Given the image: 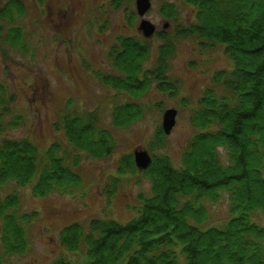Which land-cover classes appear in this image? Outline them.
<instances>
[{
	"label": "trees",
	"instance_id": "obj_1",
	"mask_svg": "<svg viewBox=\"0 0 264 264\" xmlns=\"http://www.w3.org/2000/svg\"><path fill=\"white\" fill-rule=\"evenodd\" d=\"M45 0H37L43 6ZM134 0H111L110 8L132 5ZM175 3L194 10V22L156 32L159 40L152 69L148 41L117 37L109 48L108 74L100 83L130 101L114 106L113 129H126L142 119L137 102L149 90L173 96L177 84L167 78L174 40L196 39L199 45L219 44L232 68L217 72L191 110L195 131L174 168L167 157H151L145 171L135 168L132 155L119 165L139 172L150 182V196L139 198L137 216L125 224L91 219L62 228L58 242L69 254L82 252L80 264H264V0H167L161 16L173 20ZM25 14L21 0L0 7V50L10 47L26 53L23 32L16 23ZM134 18L132 14L130 19ZM165 26V25H164ZM15 97L0 85V135L23 125L12 113ZM96 112L63 113L53 126L63 141L40 153L26 139L0 142V187L9 183L29 187L33 198L65 194L80 183L77 170L83 158L106 159L115 149L110 130ZM22 120V121H21ZM165 135L156 128L148 144L162 148ZM224 151L227 163H221ZM119 166V167H120ZM227 197L229 219L220 228L204 227L208 207ZM38 213L21 212L15 192L0 200V264L29 250L27 229ZM50 264H72L58 258Z\"/></svg>",
	"mask_w": 264,
	"mask_h": 264
},
{
	"label": "rangeland",
	"instance_id": "obj_2",
	"mask_svg": "<svg viewBox=\"0 0 264 264\" xmlns=\"http://www.w3.org/2000/svg\"><path fill=\"white\" fill-rule=\"evenodd\" d=\"M7 1L0 0V7ZM21 1L25 14L16 25L23 32L26 53L8 46L1 48L0 85L15 97L11 116L5 122L20 116L23 125L6 130L0 135V142L26 139L42 153L53 142L63 141L62 133L53 126L63 113L96 112L100 125L110 130L116 146L106 159L83 158L77 170L80 183L70 192L63 189L65 194L55 192L33 198L29 187L11 183L0 187V200L15 192L21 212L38 213L27 229L29 250L10 258L9 263L50 264L65 258L72 264H80L82 252L67 255L58 242L59 231L73 223L86 224L91 219L125 224L135 218L139 198L151 194L150 182L141 173L133 172L129 165L121 168L120 159L133 157L135 150H146L150 156L167 157L171 166L178 168L182 152L195 132L189 124L191 110L210 86L213 75L229 71L232 66L219 44L201 46L196 39L174 40L175 50L166 74L169 82L177 84L176 94L170 96L149 89L137 102L144 107L142 119L129 128L113 129L112 109L130 99L103 86L96 78L111 70L109 48L117 37L148 41L150 59L144 69H152L160 44L154 36L144 39L137 31L140 18L134 3L113 9L109 6L111 0H45L42 7L37 0ZM166 1L150 0L151 8L144 19L158 32L168 31L171 37L176 26L191 25L195 13L192 7L175 3L177 16L173 20L163 19L160 10ZM64 11L67 19L60 27L57 14ZM132 14L134 18L130 19ZM168 109L177 111L175 126L165 136L163 147L150 152L148 144L156 128H161L162 114ZM219 157L221 163L228 162L223 150ZM229 217L227 197L222 192L219 201L208 207L204 227L220 228ZM255 220L264 222L261 218Z\"/></svg>",
	"mask_w": 264,
	"mask_h": 264
},
{
	"label": "water",
	"instance_id": "obj_3",
	"mask_svg": "<svg viewBox=\"0 0 264 264\" xmlns=\"http://www.w3.org/2000/svg\"><path fill=\"white\" fill-rule=\"evenodd\" d=\"M136 15L140 18L137 31L141 33L144 39H150L154 36L156 28L144 16L151 8L150 0H135ZM167 25L163 27L166 29ZM177 111L173 109L165 110L161 117V130L165 136L171 134L176 123ZM151 157L146 150H135L133 152V163L137 170L145 171L151 165Z\"/></svg>",
	"mask_w": 264,
	"mask_h": 264
},
{
	"label": "flooded vegetation",
	"instance_id": "obj_4",
	"mask_svg": "<svg viewBox=\"0 0 264 264\" xmlns=\"http://www.w3.org/2000/svg\"><path fill=\"white\" fill-rule=\"evenodd\" d=\"M67 17V12L64 11L62 14H57V21L60 24V27L63 26V23L66 21Z\"/></svg>",
	"mask_w": 264,
	"mask_h": 264
}]
</instances>
